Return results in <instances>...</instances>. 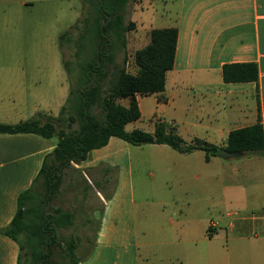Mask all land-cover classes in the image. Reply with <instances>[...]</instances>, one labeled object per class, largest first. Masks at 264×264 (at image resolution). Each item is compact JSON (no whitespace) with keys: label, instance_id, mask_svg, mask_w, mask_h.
I'll return each mask as SVG.
<instances>
[{"label":"crops","instance_id":"0c3cea01","mask_svg":"<svg viewBox=\"0 0 264 264\" xmlns=\"http://www.w3.org/2000/svg\"><path fill=\"white\" fill-rule=\"evenodd\" d=\"M131 1L130 15L136 7L142 9L143 3V0ZM161 2L164 7L159 16L164 22L155 27H176L173 63L165 72L163 89L134 94L139 116L126 122L124 129L138 127L152 132L155 122L163 121L167 126L173 125L185 143L197 140L224 148L229 130L259 123L264 138V0ZM130 17L131 29L135 30L136 23ZM233 61L254 62L257 78L223 81L221 66ZM119 101L127 105L128 98ZM144 118L148 125L140 126L138 123ZM55 143V136L0 132V227L13 216L17 194L31 184L44 155ZM143 148L150 151L148 162L155 170L150 179H155V188L159 185L163 206L180 216L190 207L194 212L191 216L194 221L174 223L168 217L167 229L175 234L164 241L179 245L170 247L171 252H179L172 254L173 261L264 264V206L259 210L250 205L246 214L235 208L236 201L232 208H224L218 174L204 173L201 168L205 163H221L220 160L231 156L248 154L256 158L260 167L264 191V154L242 151L221 156L215 152L206 157L200 148L182 152L165 143L131 144L117 136H109L104 145L90 149L79 163H71L92 185L98 205L96 216L89 213L86 221L93 219L96 224L91 238L93 248L80 264H139L132 186L134 170L129 152ZM189 160H194L197 167L189 168ZM141 162V157L136 159V168L142 166ZM190 169L193 170L188 173ZM189 182L196 186L195 191L189 190ZM227 194L235 198L233 192ZM18 254L17 242L0 232V264H17Z\"/></svg>","mask_w":264,"mask_h":264},{"label":"rangeland","instance_id":"374dc122","mask_svg":"<svg viewBox=\"0 0 264 264\" xmlns=\"http://www.w3.org/2000/svg\"><path fill=\"white\" fill-rule=\"evenodd\" d=\"M131 7L132 1L128 0L124 7V21L131 16L136 28L125 31V45L110 47L104 43L102 49H113V62L123 63L125 69L135 72L133 53L148 42V29L164 22L159 16L164 4L161 0H152L151 3L143 0L142 9L136 7L130 15ZM95 12L94 0H0V122L19 121L37 113L58 114L69 88L76 86V71L85 52L100 49L97 38L88 34L94 24ZM99 19L103 22L102 18ZM63 32L65 38L60 46L59 35ZM80 41L87 43L84 49H79L77 44ZM64 59L68 60L70 74L63 65ZM140 121V126L148 125L145 118ZM76 126L74 123L73 127ZM137 150L129 152V159L134 170L132 186L139 264H178L170 257L179 252H171L170 247L179 245L164 241L175 234L167 229L168 217H172L174 223L194 221L191 220L194 212L191 207L185 209V218L184 214L180 216L175 210L163 206L159 185L155 188V179H150V174L155 172L148 162L150 151L146 148ZM139 157L142 166L136 168ZM255 159L246 154L231 156L220 160L221 163L202 165L204 173L218 174V189L224 193V208H232L236 201L235 208L246 214L250 205L259 210L264 206L262 174ZM188 162L189 168L197 167L194 160ZM82 177L76 169L63 168L59 189L47 205L49 210L59 205L73 212V222L59 229L58 234L78 237L75 251L79 256L89 246V252L93 248L91 238L96 224L93 219L86 221L89 213L96 216L98 210L92 185L87 182L84 188ZM93 184L99 186L98 182L93 181ZM189 186L190 191L196 190L191 182ZM229 191L235 195L234 199L227 194Z\"/></svg>","mask_w":264,"mask_h":264},{"label":"trees","instance_id":"16d2710c","mask_svg":"<svg viewBox=\"0 0 264 264\" xmlns=\"http://www.w3.org/2000/svg\"><path fill=\"white\" fill-rule=\"evenodd\" d=\"M127 1L94 0L95 19L88 34L97 38L100 49L85 52L76 71V86L69 88L57 115L37 113L16 122H0L3 133L34 132L56 137L55 145L44 155L31 184L17 194L13 216L0 227L2 234L18 244L17 264H80L89 253L90 247L82 256L77 255L78 237L58 234L59 229L73 222V212L59 205L49 210L47 205L59 189L63 168L76 169L71 162L79 163L90 149L104 145L109 136H117L131 144L165 143L182 152L200 148L205 151V156L215 153L218 148L197 140L185 143L175 127L167 126L163 121H156L152 132L138 127L124 129L126 122L139 116L134 94L163 89L165 72L173 63L177 34L174 26L148 29V42L133 53L135 72L125 69L123 63H114L113 49L103 51L102 45H125V31L133 28L132 21H124ZM64 38L65 32L59 35L60 46ZM80 42L77 44L79 49H84L87 43ZM63 65L70 74L67 59L63 60ZM221 78L223 81L254 80L257 78L256 64L251 61L223 63ZM123 97L128 98L127 105L119 101ZM74 123H77L76 127H73ZM224 148L264 154L261 125L253 123L229 130ZM82 179L86 188L88 184Z\"/></svg>","mask_w":264,"mask_h":264},{"label":"water","instance_id":"95a60500","mask_svg":"<svg viewBox=\"0 0 264 264\" xmlns=\"http://www.w3.org/2000/svg\"><path fill=\"white\" fill-rule=\"evenodd\" d=\"M90 82H91V79L88 81V83H87V87L89 86ZM241 152H242V150H227V149L222 148V147H219V148H217V150H216V153H217L218 155H221V156L237 155V154H239V153H241Z\"/></svg>","mask_w":264,"mask_h":264},{"label":"built area","instance_id":"2783aa9c","mask_svg":"<svg viewBox=\"0 0 264 264\" xmlns=\"http://www.w3.org/2000/svg\"><path fill=\"white\" fill-rule=\"evenodd\" d=\"M127 64V63H126ZM71 163H74V162H71Z\"/></svg>","mask_w":264,"mask_h":264},{"label":"flooded vegetation","instance_id":"af4514ba","mask_svg":"<svg viewBox=\"0 0 264 264\" xmlns=\"http://www.w3.org/2000/svg\"><path fill=\"white\" fill-rule=\"evenodd\" d=\"M98 62V61H97Z\"/></svg>","mask_w":264,"mask_h":264}]
</instances>
